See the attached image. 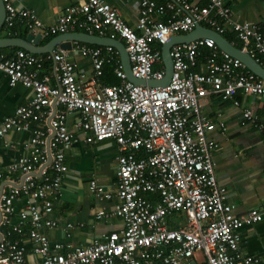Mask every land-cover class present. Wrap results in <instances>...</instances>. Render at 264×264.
<instances>
[{
    "label": "built area",
    "instance_id": "2783aa9c",
    "mask_svg": "<svg viewBox=\"0 0 264 264\" xmlns=\"http://www.w3.org/2000/svg\"><path fill=\"white\" fill-rule=\"evenodd\" d=\"M1 1L7 32L22 22L41 37L80 28L121 40L131 73L139 79L161 80L162 45L198 24L221 35L233 32L241 48L264 67V24L238 20L224 0H137L136 27L106 0L69 5L52 25L13 0ZM113 48L108 45L103 52L88 44L79 46L81 54L91 57L94 69L83 82L66 50L38 54L17 49L8 55L0 47V73L10 86L21 84L32 90L31 99L0 122V138L35 124L24 143L27 154L7 166L20 173L21 181L3 179L0 171V227H9L0 230V264H254L256 257L241 249L239 229L264 221V204L238 214L236 205L227 200L228 192L215 173L213 151L218 144L207 138L210 130L224 129L225 124L203 114L202 100L217 94L239 105V92L264 96V79L212 37H199L171 46L172 74L166 85L134 84ZM203 50L202 67L196 70ZM105 62H112L121 83L98 84ZM72 113H78L74 125L82 136L68 127ZM241 113L250 124L263 127L250 108L243 107ZM105 139L114 140L118 149L117 202L110 212L98 210L96 217H119L123 228L85 246H73L68 240L50 244L41 229L58 224L43 215L60 196L68 172L66 151L81 140ZM88 189L98 199L113 196L94 178ZM144 194L156 199L148 200ZM19 198L26 204L13 224L14 202ZM27 226L38 256L33 261L26 259L24 246L7 238L10 231L22 233ZM73 227L65 225L67 239Z\"/></svg>",
    "mask_w": 264,
    "mask_h": 264
},
{
    "label": "crops",
    "instance_id": "0c3cea01",
    "mask_svg": "<svg viewBox=\"0 0 264 264\" xmlns=\"http://www.w3.org/2000/svg\"><path fill=\"white\" fill-rule=\"evenodd\" d=\"M83 1L13 0L15 4L34 11L45 25H52L65 7L80 4ZM106 1L119 11L127 24L136 27L138 18L137 0ZM156 1L164 3L170 0ZM224 1L229 5L238 20L264 24V0ZM25 29L27 33L22 36L21 33ZM79 32L84 31L80 28H74L64 34L69 38H77ZM227 32L230 33L231 31ZM29 33L32 32L22 22L15 23L10 32H7L4 23L0 29L1 37L25 38ZM55 36L47 37L52 39ZM50 39L41 37L38 45H44ZM235 41L242 45L237 38ZM231 43L235 45L234 42ZM82 44L98 47L103 52L108 45L92 44L73 39L71 49L66 50L68 58L76 64L78 80L87 82L93 75L94 69L91 57L81 54L78 49ZM1 48L8 55H12L17 49H24L15 45ZM58 49L61 48L57 44L53 50ZM113 49L117 50L115 47ZM204 53L206 51L203 50L196 70H200L202 67ZM117 56L120 59L118 50ZM46 64L48 65V63ZM105 64L112 65V62L104 63L98 84L121 83V80L114 73V68L112 69L114 76L109 75L110 82L106 81L104 77ZM155 66L158 67L159 64H155ZM80 75H84L83 78ZM31 97L32 90L30 88L21 84L10 86L5 75L0 73V122L6 116L13 114L18 106L26 104ZM236 98L239 100V105H235L231 99H223L217 94L207 95L202 100V112L211 121L219 120L225 124L224 129L217 126L210 130L207 133V138L218 144L213 151L218 184L227 190V200L236 205L235 211L240 214L252 207L264 204V144L262 143L264 137V96L244 95L239 92ZM243 107L250 108L257 114L263 126L262 128L255 127L244 120L241 113ZM77 116L78 113L68 115L67 124L69 129L82 136V133L74 125ZM34 125L33 122L29 130L9 131L0 138V171L4 175L3 179L9 178L21 181L20 173L10 172L7 166L20 156L27 154L24 143L31 137V130ZM117 155V144L112 139H105L96 143H86L81 140L66 151L64 160L68 172L61 183L60 196L53 202L52 210L43 215V219H50L58 224L53 229L47 227L41 229L47 235L50 244L68 240L73 246H85L93 239H101L105 234L123 228V221L119 217H96L98 210L103 209L110 212L117 202L115 196ZM93 178L100 185L112 191V198L98 199L90 193L88 183ZM144 196L148 200L156 199V196L152 194H144ZM25 204L26 199L24 198L15 200V210L11 218L13 224L19 221V212ZM67 223L74 225L70 230L68 239L66 238L65 228ZM28 228V226L25 227L22 233L10 231L7 238L11 241L17 240L20 246H24L26 259L33 261L38 259V256L32 251L35 242L29 236ZM0 230L7 231L9 227H0ZM239 234L241 249L246 254L256 257L257 261L254 264H264V221L253 225H244L239 229Z\"/></svg>",
    "mask_w": 264,
    "mask_h": 264
},
{
    "label": "water",
    "instance_id": "95a60500",
    "mask_svg": "<svg viewBox=\"0 0 264 264\" xmlns=\"http://www.w3.org/2000/svg\"><path fill=\"white\" fill-rule=\"evenodd\" d=\"M4 18L5 8L3 2L0 0V29L3 26ZM79 33L80 34L77 35V38H69L64 33L56 35L44 45H38V42L41 39V35L39 33L36 35L29 33L25 38L0 36V47L15 45L30 52L41 54L52 52L55 45L57 44L60 45V48L63 50H70L71 42L73 39H78L82 42H88L92 44L109 45L115 47L118 50L121 64L128 80L132 81L134 84L164 86L168 83L172 74V59L170 56L171 46L175 43L190 42L199 37H212L221 49L241 60V62L245 64L247 68L264 79V67L259 64L246 50L237 47L236 45L228 41L225 36L219 34L215 30L200 24L196 25V27L188 33L176 34L171 36L162 45L161 55L165 65V74L161 80H145L134 77L131 73L130 61L128 59L124 43L121 40L108 37H100L84 32Z\"/></svg>",
    "mask_w": 264,
    "mask_h": 264
},
{
    "label": "trees",
    "instance_id": "16d2710c",
    "mask_svg": "<svg viewBox=\"0 0 264 264\" xmlns=\"http://www.w3.org/2000/svg\"><path fill=\"white\" fill-rule=\"evenodd\" d=\"M14 30H16V29H14ZM21 33V32H20ZM27 33V30L25 29L24 31H22V33H21V35L23 36V35H25ZM229 41H231V42H234L235 43V45H237V47H239V48H241L242 46L239 44V43H237L235 40H236V36H235V34L233 33V32H230V33H228V32H225L224 34H223ZM46 39H50L49 37H46ZM114 68V66H113V64L111 65H109V64H105V67H104V77H105V79H106V81L108 80L109 82H110V79L108 78V76L109 75H111V76H114L113 75V73H112V69ZM107 81V82H108ZM107 84H115V83H107Z\"/></svg>",
    "mask_w": 264,
    "mask_h": 264
}]
</instances>
